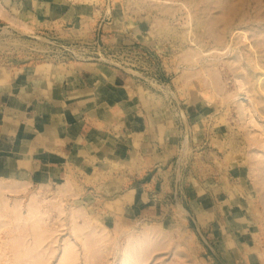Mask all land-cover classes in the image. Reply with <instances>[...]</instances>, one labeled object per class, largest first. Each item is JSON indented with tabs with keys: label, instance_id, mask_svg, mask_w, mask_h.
I'll use <instances>...</instances> for the list:
<instances>
[{
	"label": "rangeland",
	"instance_id": "obj_1",
	"mask_svg": "<svg viewBox=\"0 0 264 264\" xmlns=\"http://www.w3.org/2000/svg\"><path fill=\"white\" fill-rule=\"evenodd\" d=\"M0 10V81L93 59L149 94L156 134L150 163L70 174L67 195L57 194L67 179L0 180L13 190L0 194V264H264V0H0ZM193 196L213 223L195 222Z\"/></svg>",
	"mask_w": 264,
	"mask_h": 264
},
{
	"label": "crops",
	"instance_id": "obj_2",
	"mask_svg": "<svg viewBox=\"0 0 264 264\" xmlns=\"http://www.w3.org/2000/svg\"><path fill=\"white\" fill-rule=\"evenodd\" d=\"M139 91L124 71L93 59L0 81V180L44 186L138 158L150 163L151 99ZM192 200L196 223L217 219L210 203ZM231 219L240 226L237 211Z\"/></svg>",
	"mask_w": 264,
	"mask_h": 264
},
{
	"label": "bare ground",
	"instance_id": "obj_3",
	"mask_svg": "<svg viewBox=\"0 0 264 264\" xmlns=\"http://www.w3.org/2000/svg\"><path fill=\"white\" fill-rule=\"evenodd\" d=\"M3 14V12L0 10V15H2ZM202 16V15H201ZM199 17V16H198ZM204 19V18H203ZM196 20H197V18H196ZM205 20V23H206V20L207 19H204ZM197 22H198V24L200 25V27L201 26H203L204 28H207L206 27V25L204 24V25H202V22L200 21V20H197ZM209 28V27H208ZM210 28H212V29H214V27H210ZM211 29V30H212ZM209 29H207V31H208ZM209 33V32H208ZM216 33H217V31H216ZM215 33V34H216ZM220 35V34H219ZM212 36V35H211ZM210 36V37H211ZM213 37L215 38V41H219L220 40V37H218V36H214V34H213ZM211 39H212V37H211ZM6 180V179H5ZM1 181H3V180H1ZM21 185V184H20ZM9 186V185H8ZM22 186V185H21ZM23 186H24V183H23ZM22 186V187H23ZM7 188L9 189V190H12L11 188H10V186L9 187H7V185H5V188H2V184H0V194L1 193H4L6 190H7ZM18 189V188H17ZM15 190V189H14ZM19 190H21L20 188H19ZM13 191V190H12ZM71 191H72V189H71V184H70V181H69V179H67L66 181H64L62 184H61V187H60V189H59V191L57 190V194H70L71 193ZM56 193V192H55ZM37 197V196H36ZM55 198V197H54ZM56 198H58L57 197V195H56ZM60 198V197H59ZM36 201V200H35ZM59 201V200H58ZM38 202L40 203V201L38 200ZM38 203H35V205H36V207H38V205H37ZM7 207V203H6V201H5V199H3L2 201H0V217H2V216H4V214H3V209L4 208H6ZM40 207V206H39ZM35 210H36V212L39 210L38 208H35ZM73 213H74V211H73ZM38 214V213H37ZM37 214H36V216H37ZM33 216H35V214L33 215ZM72 217H74V216H72ZM77 218V217H76ZM76 218H74V219H76ZM32 219V218H31ZM73 219V218H72ZM35 222V221H34ZM35 223H37V222H35ZM5 225V223H1L0 222V229L3 227ZM37 227V226H36ZM0 259H1V257H0ZM1 263V262H0Z\"/></svg>",
	"mask_w": 264,
	"mask_h": 264
}]
</instances>
